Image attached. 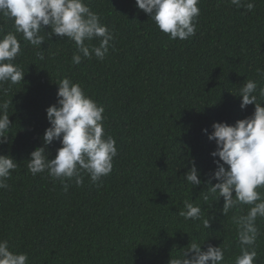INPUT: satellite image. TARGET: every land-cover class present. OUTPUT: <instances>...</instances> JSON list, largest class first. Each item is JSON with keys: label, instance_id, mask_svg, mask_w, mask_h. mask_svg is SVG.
<instances>
[{"label": "trees", "instance_id": "1", "mask_svg": "<svg viewBox=\"0 0 264 264\" xmlns=\"http://www.w3.org/2000/svg\"><path fill=\"white\" fill-rule=\"evenodd\" d=\"M84 2L114 36L103 61L93 56L74 65V42L55 35L42 43L41 60V50L16 34L21 54L13 63L25 74L0 87V102L11 101L0 155H11L18 167L0 189V239L27 253L29 264H168L193 240L204 242L202 250L221 245L225 264H234L239 242L232 217L250 206L223 216V198L207 193L204 182L219 159L210 155L216 145L207 136L214 122L233 125L253 113L254 105L242 110L237 96L247 80L264 88L257 75L264 70V0H252L251 11L249 0L240 8L231 0H200L196 34L187 40L169 39L135 0ZM0 29V36L14 32L12 20L0 15ZM64 77L104 107L105 133L117 147L110 175L94 184L85 174L79 187L65 180L67 190L47 172L33 176L27 168L35 148L45 147L52 159L61 146L44 145L42 137ZM192 162L202 181L194 187L184 176ZM257 190L264 194V187ZM185 200L201 207V219L179 215ZM256 225L255 264H264V218Z\"/></svg>", "mask_w": 264, "mask_h": 264}, {"label": "clouds", "instance_id": "2", "mask_svg": "<svg viewBox=\"0 0 264 264\" xmlns=\"http://www.w3.org/2000/svg\"><path fill=\"white\" fill-rule=\"evenodd\" d=\"M199 2L135 0V5L154 21L159 31L168 34L169 39L187 40L196 34L194 21L200 14ZM231 3L237 8L242 6V0H231ZM254 7V2L249 0L246 10L251 11ZM0 15L12 20L14 26V32L0 36V87L5 83L22 82L25 74L13 63L21 54L16 34H22L25 41L40 50L42 43L51 40L53 35L61 39L67 37L77 49L72 56L74 65L93 56L103 61L114 39L109 28L101 23L99 14L84 0H0ZM46 27L50 31H45ZM93 40L99 41L98 46L91 43ZM42 51L37 52L41 60L44 59ZM257 75L264 78V70L258 68ZM57 85V101L46 109L50 126L45 129L42 139L44 145L58 140L61 146L52 159L48 158L45 147L35 148L27 159L28 171L33 176L47 172L49 177L59 180L65 190L69 187L65 180L74 179L79 187L84 184L85 174L95 184L101 177L111 174L113 159L117 156L116 140L105 133L104 107L68 77L62 78ZM237 96L241 99L242 110L247 105H254V111L233 125L226 122L212 124L213 130L207 138L214 141L216 147L210 155L219 159L213 160L215 170L204 183L207 193L213 195L215 201L223 198L220 209L223 216L239 205L250 206L246 214L232 217L239 242V255L234 264H255V244L259 235L256 221L258 217L264 218V194L257 190L264 187V88L258 89V81L249 79L240 87ZM10 103L0 102V143L5 142L11 128ZM202 131L207 133V129ZM17 167L18 163L11 155H0V189L9 187L6 181ZM184 176L192 187L202 183L194 162ZM213 180L216 183L213 184ZM208 194H205V200H208ZM179 215L185 220H198L202 218V209L185 200L184 210ZM209 223L210 220L204 221L205 228ZM203 243L193 240L184 251L170 258L168 264H225V249L221 245L209 244L202 250ZM0 264H29V257L27 253L12 251L9 241L0 239Z\"/></svg>", "mask_w": 264, "mask_h": 264}]
</instances>
